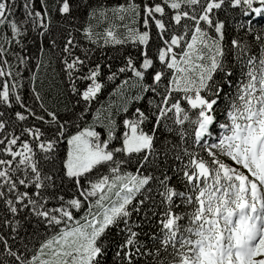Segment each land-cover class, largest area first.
I'll use <instances>...</instances> for the list:
<instances>
[{"label":"snow or ice","instance_id":"snow-or-ice-1","mask_svg":"<svg viewBox=\"0 0 264 264\" xmlns=\"http://www.w3.org/2000/svg\"><path fill=\"white\" fill-rule=\"evenodd\" d=\"M0 264H264V0H0Z\"/></svg>","mask_w":264,"mask_h":264},{"label":"trees","instance_id":"trees-1","mask_svg":"<svg viewBox=\"0 0 264 264\" xmlns=\"http://www.w3.org/2000/svg\"><path fill=\"white\" fill-rule=\"evenodd\" d=\"M130 51L131 52L135 51V49L132 47V45L130 43L127 45H123V46L117 45V46H115V48L110 46V47L103 50V58H106L109 56L113 57L114 59L112 62L114 65H116V64H119L120 59L122 58L121 53H126V52H130ZM95 58H97V59L102 58L100 50H98L96 52ZM237 75H238V73H237ZM222 109H223V104H221L220 109H218V113H217L218 116H220V111ZM220 118L223 119L222 116H220Z\"/></svg>","mask_w":264,"mask_h":264}]
</instances>
